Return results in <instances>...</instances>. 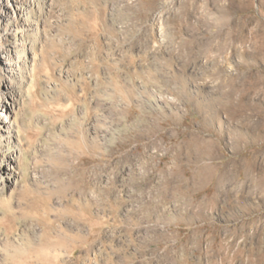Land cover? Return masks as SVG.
Segmentation results:
<instances>
[{
  "label": "rangeland",
  "instance_id": "rangeland-1",
  "mask_svg": "<svg viewBox=\"0 0 264 264\" xmlns=\"http://www.w3.org/2000/svg\"><path fill=\"white\" fill-rule=\"evenodd\" d=\"M31 2L0 264H264V0Z\"/></svg>",
  "mask_w": 264,
  "mask_h": 264
},
{
  "label": "bare ground",
  "instance_id": "bare-ground-1",
  "mask_svg": "<svg viewBox=\"0 0 264 264\" xmlns=\"http://www.w3.org/2000/svg\"><path fill=\"white\" fill-rule=\"evenodd\" d=\"M50 6L51 0H37ZM32 9L31 0H0V32L13 26L12 21L24 14H30L25 23L32 28L14 41L15 36L0 40V197L11 191L19 184L21 165L24 163L25 129L18 125L15 112L19 111L22 103L21 93L25 88L23 80L32 72L27 62L20 61L18 52L27 46L31 40L37 39V32L41 31L42 23ZM32 14V16H31ZM12 38V39H10ZM15 53V56H11ZM23 59V58H22ZM19 80L17 84L15 80ZM21 111V110H20ZM35 178V175H33Z\"/></svg>",
  "mask_w": 264,
  "mask_h": 264
}]
</instances>
